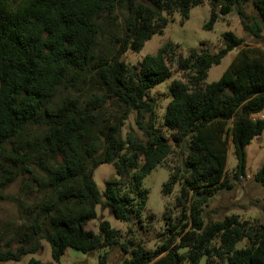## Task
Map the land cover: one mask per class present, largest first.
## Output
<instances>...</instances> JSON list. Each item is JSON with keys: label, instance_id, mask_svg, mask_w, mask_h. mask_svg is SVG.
<instances>
[{"label": "trees", "instance_id": "16d2710c", "mask_svg": "<svg viewBox=\"0 0 264 264\" xmlns=\"http://www.w3.org/2000/svg\"><path fill=\"white\" fill-rule=\"evenodd\" d=\"M205 2L206 28L235 10L243 30L261 36L264 0H0V186L28 173L45 189L34 214L3 242L0 261H19L44 239L56 263L66 247L89 252L116 245L120 233L108 220L98 222L97 232L86 228L96 205L125 223L140 219L143 177L177 151L180 163L169 167L162 187L167 195L177 185L179 215L173 221L167 215L168 236L154 249L134 238L121 242L129 255L116 264H264V222L203 217V206L231 187L230 178L245 176V147L264 131V46L227 30L215 53L191 48L182 56L167 41L138 64L122 59L161 32L175 11L184 19ZM248 4L254 16L245 12ZM117 8L126 10L122 25ZM232 49L222 75L206 83L208 69ZM168 62L185 80L169 84L171 98L158 121L149 92L171 77ZM131 114L136 128L124 131ZM229 147L236 160L231 171ZM100 164H112L116 175L103 191L93 179ZM253 178L263 189L264 214V164ZM98 264H109L107 252Z\"/></svg>", "mask_w": 264, "mask_h": 264}, {"label": "rangeland", "instance_id": "374dc122", "mask_svg": "<svg viewBox=\"0 0 264 264\" xmlns=\"http://www.w3.org/2000/svg\"><path fill=\"white\" fill-rule=\"evenodd\" d=\"M245 12L250 17L255 15V11L250 4L245 6ZM210 13L211 7L207 2L191 7L188 17L184 19L175 11L171 19L163 26L161 32L153 34L138 51H126L122 55V59L129 65L138 64L143 56L154 54L167 41L178 44L179 49L176 51L178 55H186L191 48H204L211 53H215L223 46L222 34L227 30L243 37L246 44L264 46V26L260 31L261 36L256 38L243 30L238 14L235 10H232L224 16L219 15L211 28H206L204 25L208 22ZM125 15L126 10L124 8L116 9L118 24L122 25ZM105 44L106 41L100 35L98 48H103ZM235 54L236 49H232L221 58L218 64L212 65L208 69L204 81L206 83L216 81L228 67ZM168 63L171 68V77L156 85L149 92V96L155 101L158 121L161 120L165 106L171 98L169 84L173 80H185L183 72L172 63ZM128 128H136L133 123V114L125 122L123 130L125 131ZM245 156V176L240 180L230 178L229 184L231 187L220 190L208 200L203 206L205 222L222 219L224 216L231 214H237L242 219L255 218L264 222L261 207L263 189L253 178L257 169L264 164V131L245 147ZM179 163V153L177 151L173 152L166 158L165 162L156 165L150 173L143 177L142 186L147 189V200L140 219L125 223L114 218L107 206L96 205V217L86 224V228L97 232L98 222L102 219L108 220L110 225L118 229L120 233L116 245L89 252L66 247L58 263H56L51 257L50 244L44 239L41 240L40 249L35 253L23 255L19 261H0V264H24L30 258L39 259L44 264H98V257L103 252H107L109 264H116L123 257L129 255V253L124 254L121 251L119 244L128 241L130 238L140 241L148 249H154L168 236L166 228L169 219L167 215L172 217V221L179 215V209L174 203L177 185L174 186L170 194H162V187L170 175L171 167ZM235 164L236 160L232 148L229 147L226 163L227 171H231ZM31 175L22 173L17 175L8 185L0 186V248L3 242L12 235L13 231L21 227L27 217L34 214L37 205L41 203V198L45 195L43 185H39L36 180H32L33 175ZM110 177H116L112 164H100L93 172V179L100 191L105 189L106 180ZM166 203L168 208L165 215L164 205ZM244 243L245 240L243 239L238 243V246H243ZM214 263L225 264L218 259H215Z\"/></svg>", "mask_w": 264, "mask_h": 264}, {"label": "crops", "instance_id": "0c3cea01", "mask_svg": "<svg viewBox=\"0 0 264 264\" xmlns=\"http://www.w3.org/2000/svg\"><path fill=\"white\" fill-rule=\"evenodd\" d=\"M259 136H260V135H257V136H255L253 139H255V138L259 137ZM253 139H252V140H253ZM250 143H251V142H250ZM257 170H258V169H257Z\"/></svg>", "mask_w": 264, "mask_h": 264}]
</instances>
